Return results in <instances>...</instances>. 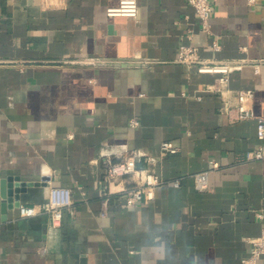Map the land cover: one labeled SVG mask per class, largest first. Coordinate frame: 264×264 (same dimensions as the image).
<instances>
[{"label":"crops","instance_id":"crops-1","mask_svg":"<svg viewBox=\"0 0 264 264\" xmlns=\"http://www.w3.org/2000/svg\"><path fill=\"white\" fill-rule=\"evenodd\" d=\"M116 3L0 0V264H264V253L241 262L264 228V159L247 158L255 119L235 118L248 88L264 116V62L253 68L264 0H215L209 30L188 0H137L134 16H108ZM180 44L233 66L226 101L204 88L219 72L179 62ZM163 140L178 151L160 156ZM131 152L179 184L127 205L102 180V158ZM210 160L218 167L197 190L192 174ZM52 186L72 191L58 225L19 217Z\"/></svg>","mask_w":264,"mask_h":264},{"label":"built area","instance_id":"built-area-1","mask_svg":"<svg viewBox=\"0 0 264 264\" xmlns=\"http://www.w3.org/2000/svg\"><path fill=\"white\" fill-rule=\"evenodd\" d=\"M215 0H188L189 4L196 12L198 23L201 29L209 30V17L212 11V5ZM137 0H117V3L106 8V14L134 16L137 13ZM214 49L220 47L216 40L212 41ZM177 60L183 63H198L199 71H215L219 72L213 83L205 85V89L213 91L220 95L223 100H227L230 91L228 87V72L233 67L225 63H204L199 60L196 54V47L180 44L177 52ZM264 59L255 61L253 68L255 72L259 71V65ZM236 104L235 118L237 120L255 119V132L259 143L248 154L247 158L264 159V116L257 115L249 105L252 97L251 89H239L235 93ZM136 120H131V124H136ZM178 151V146L171 140H163L159 144V155L163 156L168 153ZM146 156L149 161L151 157L147 153H128L125 155H117L115 157L105 156L102 158L103 173L102 180L108 186L112 185V189L117 195L125 198L127 205H136L143 203L145 200L153 197L154 187L164 183L179 184V177L174 179H165L159 173L150 171L148 168L137 166L140 156ZM218 167L216 160H210L209 167L204 170L197 171L192 174L194 185L197 190H203L208 185L209 172ZM129 179V180H126ZM128 181V183H126ZM105 202V200H103ZM73 204L72 191L66 186H52L46 202L39 204L21 203L18 206V215L21 218L32 217L38 214L47 215L52 225H58L62 218L63 209L71 207ZM262 217V214H258ZM251 249L248 256L241 259L242 263H254L255 260L264 253V228L260 235L250 239Z\"/></svg>","mask_w":264,"mask_h":264},{"label":"water","instance_id":"water-1","mask_svg":"<svg viewBox=\"0 0 264 264\" xmlns=\"http://www.w3.org/2000/svg\"><path fill=\"white\" fill-rule=\"evenodd\" d=\"M0 197L2 198V201H0V209L2 212H5V197H6V193H5V190H4V184H3V181H1V187H0ZM66 209H63L62 211V216L63 214L65 213ZM3 218V216H2Z\"/></svg>","mask_w":264,"mask_h":264}]
</instances>
